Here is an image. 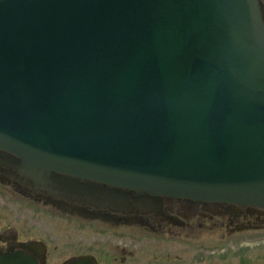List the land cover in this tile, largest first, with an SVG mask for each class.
I'll return each instance as SVG.
<instances>
[{
    "label": "water",
    "instance_id": "95a60500",
    "mask_svg": "<svg viewBox=\"0 0 264 264\" xmlns=\"http://www.w3.org/2000/svg\"><path fill=\"white\" fill-rule=\"evenodd\" d=\"M259 7L0 0V148L40 183L264 205Z\"/></svg>",
    "mask_w": 264,
    "mask_h": 264
},
{
    "label": "flooded vegetation",
    "instance_id": "af4514ba",
    "mask_svg": "<svg viewBox=\"0 0 264 264\" xmlns=\"http://www.w3.org/2000/svg\"><path fill=\"white\" fill-rule=\"evenodd\" d=\"M264 7V0H259ZM0 148V257L7 264H243L264 243V205L202 200L52 171L27 178Z\"/></svg>",
    "mask_w": 264,
    "mask_h": 264
},
{
    "label": "rangeland",
    "instance_id": "374dc122",
    "mask_svg": "<svg viewBox=\"0 0 264 264\" xmlns=\"http://www.w3.org/2000/svg\"><path fill=\"white\" fill-rule=\"evenodd\" d=\"M244 236L248 237V239H251L253 237H258V239H260V236L264 237V232L250 233ZM242 254L243 264H264V243H259L253 246H243ZM236 263L238 262L234 261V263L232 264Z\"/></svg>",
    "mask_w": 264,
    "mask_h": 264
},
{
    "label": "bare ground",
    "instance_id": "6f19581e",
    "mask_svg": "<svg viewBox=\"0 0 264 264\" xmlns=\"http://www.w3.org/2000/svg\"><path fill=\"white\" fill-rule=\"evenodd\" d=\"M257 2H259L260 4H261V9H262V11H263V17H264V7H263V5H262V3L259 1V0H257ZM260 8V7H259Z\"/></svg>",
    "mask_w": 264,
    "mask_h": 264
}]
</instances>
